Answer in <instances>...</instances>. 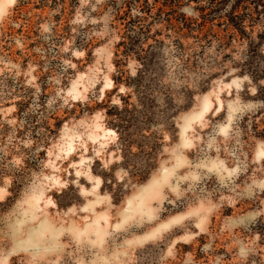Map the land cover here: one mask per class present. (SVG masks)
Masks as SVG:
<instances>
[{"label": "rangeland", "instance_id": "1", "mask_svg": "<svg viewBox=\"0 0 264 264\" xmlns=\"http://www.w3.org/2000/svg\"><path fill=\"white\" fill-rule=\"evenodd\" d=\"M12 1L0 0V264H264V0H160L131 52L123 0L23 13ZM207 93L212 108L185 120ZM41 222L58 235L31 234Z\"/></svg>", "mask_w": 264, "mask_h": 264}, {"label": "trees", "instance_id": "2", "mask_svg": "<svg viewBox=\"0 0 264 264\" xmlns=\"http://www.w3.org/2000/svg\"><path fill=\"white\" fill-rule=\"evenodd\" d=\"M31 0H24L23 4H21V7L19 8L20 13H23V10L27 5L30 3ZM49 0H38L39 4L42 6H46ZM51 1V0H50ZM55 5H58L59 0H52ZM74 3L77 4L78 0H72ZM154 2L151 3L149 0H123L121 7L119 6V2L113 1L114 7L119 11L118 20L122 21V24H124L126 33L123 36L124 40H129L128 43H126L124 40H121L118 46H126V49L128 52L133 51L135 48H141V44L143 41H148L151 38V28L152 24L154 23L156 19L154 18L156 15L153 14V11L156 9L157 4L160 0H153ZM176 1L178 3V0H164L166 5L170 4L169 6L172 8L174 5H176ZM262 3V0H260ZM264 3V2H263ZM65 4V3H64ZM178 5V4H177ZM256 5H259L256 3ZM263 7V15H264V4ZM136 13V14H135ZM163 12L160 10V14L158 15L161 17ZM155 15V16H153ZM152 18V21L149 22V19ZM230 18V24L240 32L241 35H245L246 28H245V19L239 15H236L235 13L229 16ZM161 19V18H160ZM214 19H210L209 21H213ZM264 38V37H261ZM156 43L157 40H155ZM254 44V42H251ZM155 46L151 45V48H154ZM127 52V51H126ZM248 73H252L255 75L254 78L258 77V72H251V70H246ZM261 77V76H259Z\"/></svg>", "mask_w": 264, "mask_h": 264}, {"label": "bare ground", "instance_id": "3", "mask_svg": "<svg viewBox=\"0 0 264 264\" xmlns=\"http://www.w3.org/2000/svg\"><path fill=\"white\" fill-rule=\"evenodd\" d=\"M13 3L15 2V0H13L12 1ZM2 4L0 3V9H2ZM4 9V8H3ZM6 11V10H5ZM5 13V12H4ZM109 86H110V84H109ZM212 99H213V97H212ZM217 101H218V106L219 107H222L224 104H223V101H222V99L219 97V96H217ZM212 106H213V103H212V101H211V99H210V93H207V94H205L204 96H203V98H202V108H201V111L200 112H191V113H189V114H187V115H185L184 116V118H185V120L186 119H188L189 121L190 120H192L193 121V119H201V118H203V115H204V113H205V111H208V110H210L211 108H212ZM205 116V115H204ZM184 120V121H185ZM187 120V123H190L189 121ZM203 121V120H202ZM201 120H200V122H202ZM185 123H186V121H185ZM192 123V122H191ZM193 124V123H192ZM97 126V125H96ZM185 127V125L184 126H182V129ZM104 133L106 134V133H111V134H115L114 133V131H112V130H104ZM182 135V134H181ZM101 136V135H100ZM104 136V135H103ZM93 138L94 139H98V138H100L99 137V134H97V133H94L93 134ZM74 143V142H73ZM71 144V143H70ZM103 144V143H102ZM263 146V145H262ZM261 146V147H262ZM72 147H74L73 145H70V148H72ZM264 147V146H263ZM72 150V149H71ZM70 150V151H71ZM70 151H67V153L68 152H70ZM187 160V159H186ZM180 161V160H179ZM80 163V162H79ZM76 164V163H75ZM77 166H78V162H77V164H76ZM168 170V168H166L165 169V172H163L162 171V178L161 179H158V177L159 176H157V178L156 179H153L148 185H147V187H145L144 189H143V191L145 190V193L143 194V199L145 200V198L147 197V196H151V195H153L154 193H156V191H157V189L162 185L161 184V181L162 180H165L166 179V177L168 176V174H170L169 172H172V171H167ZM170 170V169H169ZM172 170V169H171ZM91 171V167H89V173H88V175L90 176V177H92V172H90ZM87 175V176H88ZM173 176H174V174H172ZM171 177V176H170ZM93 178V177H92ZM95 181V180H94ZM99 182H98V185H96L97 187H96V189H99V187H100V184H101V181L100 180H98ZM166 184V183H165ZM163 187V186H162ZM164 189V188H163ZM93 190H94V188H93ZM83 192H84V190H83ZM6 193H8L7 192V189L6 188H0V197H2V196H4ZM99 193V192H98ZM97 197H99V196H97ZM30 200V199H29ZM99 200H100V198H99ZM157 200V199H156ZM97 201V200H96ZM138 202V201H137ZM30 203H32L31 201H30ZM139 203H141V202H139ZM89 204H91V202H89L88 203V205ZM32 205V204H31ZM88 205H87V207H88ZM137 206V205H136ZM135 206V207H136ZM131 207V206H130ZM128 210H130V211H132V210H135V208L134 207H132V208H127ZM196 210H192V211H190L188 214H190V213H192V212H195ZM135 212H137V211H135ZM135 212H133V213H135ZM149 212V211H148ZM141 214V213H140ZM151 214V213H150ZM131 216V215H130ZM186 216H187V213L186 214H178V215H174L167 223H166V225H164V224H162V225H164V226H170L171 224H174V223H177V222H179L180 220H182V219H184V218H186ZM102 218H103V216H102ZM170 218V217H169ZM99 218H95V220H94V222L91 224L92 225V228L94 229V228H96V230L95 231H98V230H100V229H102V225L99 223V220H98ZM49 220V219H48ZM102 220V219H101ZM101 222V221H100ZM73 223V222H72ZM164 223V222H163ZM200 223L202 224L203 222H201L200 221ZM200 223H199V225H200ZM54 226V225H53ZM73 226V225H72ZM94 226V227H93ZM161 226V225H160ZM159 226V227H160ZM74 227V226H73ZM85 229V228H84ZM91 229V228H90ZM92 229V230H93ZM158 229V228H157ZM30 231H32V233L31 234H35V233H37V232H40V233H43V232H47L48 233V235L52 238V237H54L56 234L58 235V229L56 228V227H52V225H47V224H43L42 222L39 224V226L38 227H31L30 229H29ZM91 231V230H90ZM152 231V230H151ZM150 231V232H151ZM63 232V231H62ZM65 232V231H64ZM80 232H83V231H80ZM100 231H98L97 232V234L99 233ZM100 234V233H99ZM103 235V234H102ZM147 235V234H146ZM100 236H101V234H100ZM152 236V235H151ZM154 236V235H153ZM144 237V236H143ZM40 238H42V237H40ZM49 238V237H48ZM56 238V237H55ZM142 238V237H141ZM37 239V238H36ZM45 239V238H44ZM147 240H148V238H146ZM150 239V238H149ZM145 240V239H144ZM34 241V240H33ZM37 242V241H36ZM137 242H140V240L139 241H137ZM37 245H38V243H37ZM31 246V245H30Z\"/></svg>", "mask_w": 264, "mask_h": 264}]
</instances>
